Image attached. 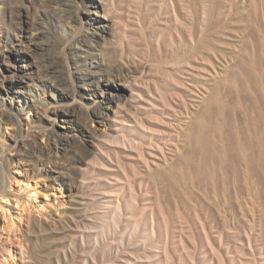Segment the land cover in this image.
I'll list each match as a JSON object with an SVG mask.
<instances>
[{
  "label": "rangeland",
  "instance_id": "1",
  "mask_svg": "<svg viewBox=\"0 0 264 264\" xmlns=\"http://www.w3.org/2000/svg\"><path fill=\"white\" fill-rule=\"evenodd\" d=\"M0 264H264V0H0Z\"/></svg>",
  "mask_w": 264,
  "mask_h": 264
},
{
  "label": "bare ground",
  "instance_id": "2",
  "mask_svg": "<svg viewBox=\"0 0 264 264\" xmlns=\"http://www.w3.org/2000/svg\"><path fill=\"white\" fill-rule=\"evenodd\" d=\"M44 65H45V68H46V70H47L48 72H55V71H56V70H55L56 68H55V66H54L53 61H45V62H44ZM246 71H247V70H246ZM233 75H234V74H233ZM237 76H238V75L236 74V78L240 79V78L237 77ZM244 76H246L245 73H244V75H243L242 77L245 78ZM231 78H233V77L231 76ZM234 78H235V77H234ZM234 78H233V80H235ZM250 78H251V77H250ZM245 79H247V78H245ZM245 79H244V80H245ZM242 80H243V79H240L241 82H244V80H243V81H242ZM248 80H250V79H249V75H248ZM236 81H238V80H236ZM245 81H247V80H245ZM241 82H240V83H241ZM240 83H239V84H240ZM241 84H242V83H241ZM241 84H240V86H242ZM240 86H239V87H240ZM229 88H230V86H229ZM229 90H230V89H229ZM215 93H216V92H215ZM215 93L212 92V93L210 94V97H208V99L210 98V100H211L210 103H211V102H214V105H215L216 102H218L217 99H218V97H219V95H220V94L217 95V94H215ZM218 93H219V92H218ZM220 98H221V97H220ZM230 99H234L233 96H232ZM220 100H222V99H220ZM234 101H236V99H235ZM220 102H221V101H219V103H220ZM232 102H233V101H232ZM208 103H209V101H208ZM219 103H218V105H219ZM216 104H217V103H216ZM231 104H232V103H231ZM210 105H211V104H210ZM210 105H208V106H210ZM214 105H213V106H214ZM218 105H217V107H219ZM208 106H206V107L208 108ZM211 106H212V105H211ZM232 106H233V104H232ZM230 107H231V106H230ZM208 109H209V108H208ZM208 109H207V110H208ZM216 109H217V108H216ZM207 110H206V112H207ZM209 110H210L211 112H213L212 109H211V107H210ZM217 110H218V109H217ZM215 112H216V110H215ZM205 115H206V114H205ZM199 116H200V115H199ZM199 116H198V117H199ZM215 116H217V115H215ZM215 116H213V114L209 113V116L205 118V119H206V125L208 126L209 129H212V128L214 127V125L216 124V122H217V119H218V118H215ZM201 118H203V117H201ZM229 122H231V121H229ZM226 124H227V123H226ZM230 124H231V123H230ZM231 125H232V124H231ZM231 125H230V126H231ZM253 125H254V124H253ZM256 125H258V124H256ZM228 126H229V124H228ZM230 126H229L228 128H230ZM231 128H232V127H231ZM231 128H230V129H231ZM228 131H229V130H228ZM230 131H231V130H230ZM230 133H232V131H231ZM233 133H234V132H233ZM236 133H237V132H236ZM234 134H235V133H234ZM239 134H240V132H239ZM241 134H242V132H241ZM242 135H243V134H242ZM232 136H233V135H232ZM232 136H230V137H232ZM237 137H238V136H237ZM239 137H241V136H239ZM228 138H229V137H228ZM244 138H246V136H245ZM233 139H234V136H233ZM233 139H231V140H229V141H232ZM246 139H248V138H246ZM246 139H244V140H246ZM239 140H240V139H238V141H239ZM244 140H243V143H244ZM249 140H250V139H249ZM245 142H246V141H245ZM233 143H234V141H233ZM243 143H241V145H243ZM231 144H232V143H231ZM245 144H246V143H245ZM247 144H248V141H247ZM255 144H256V143H255ZM258 144H259V143H258ZM234 145H235V144H234ZM241 145H240V146H241ZM248 145H249V144H248ZM250 145L252 146L253 144H251V142H250ZM250 145H249V146H250ZM258 146H259V145H258ZM242 147H244V145H243ZM254 147H255V145H254ZM230 148H231V147H230ZM245 148H246V151H247V147H245ZM251 148H252V147H251ZM232 149H233V148H232ZM248 149H249V148H248ZM252 150H253V149H251V151H252ZM249 151H250V150H249ZM251 151H250V155L248 156V157H250V158H251V154H252ZM254 152H255V151H254ZM254 152H253V153H254ZM248 154H249V152H248ZM246 155H247V153H246ZM242 157H244V156H242ZM252 157H253V154H252ZM255 157H256V156H255ZM235 158H236V157H235ZM239 158H240V157H238V159H239ZM250 158H249V160H250ZM240 159H241V158H240ZM240 159H239V160H240ZM246 159H247V158H246ZM236 160H237V159H236ZM243 160H244V158H243ZM243 160H242V161H243ZM247 160H248V159H247ZM251 160H252V159H251ZM252 161H254V159H253ZM234 162H235V161H234ZM237 162H238V161H237ZM255 162H256V161H255ZM241 163H242V162H241ZM252 163H253V162H252ZM236 164H237V163H236ZM239 164H240V163H239ZM251 166H253V165H251ZM251 169H252V168H251ZM238 170H239V169H238ZM249 170H250V169H249ZM253 171H255V170H253ZM250 172H251V173H250L249 175L252 174V171H250ZM236 173H237V172H236ZM239 173H241V172H239ZM245 173H246V171H245ZM237 175H238V173H237ZM241 175H242V174H241ZM252 175H253V174H252ZM256 175H258V174L256 173ZM256 177H258V176H256ZM26 186H27V185H26ZM32 186H33V185H32ZM31 190L33 191V189H31V188H29V187H26V191H30V192H31ZM34 192H35V191H34ZM34 192H33V193H34ZM28 194H29V193H28ZM35 197H36V196H35ZM27 198L32 200L33 196L31 195V197L28 196Z\"/></svg>",
  "mask_w": 264,
  "mask_h": 264
}]
</instances>
